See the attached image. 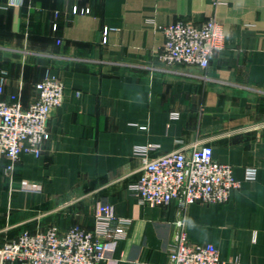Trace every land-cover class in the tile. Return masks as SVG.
Here are the masks:
<instances>
[{"label": "crops", "instance_id": "0c3cea01", "mask_svg": "<svg viewBox=\"0 0 264 264\" xmlns=\"http://www.w3.org/2000/svg\"><path fill=\"white\" fill-rule=\"evenodd\" d=\"M211 15L224 44L206 70L158 59L159 26ZM2 71L0 99L28 105L45 75L65 91L41 154H20L12 182L1 159L0 244L49 225L90 230L108 202L129 224L97 264H165L179 219L191 242L214 244L221 264H264V0H0ZM180 144H208L232 166L239 185L227 201L183 213L174 202L138 203V151L154 157ZM21 179L39 188L20 190Z\"/></svg>", "mask_w": 264, "mask_h": 264}, {"label": "built area", "instance_id": "2783aa9c", "mask_svg": "<svg viewBox=\"0 0 264 264\" xmlns=\"http://www.w3.org/2000/svg\"><path fill=\"white\" fill-rule=\"evenodd\" d=\"M88 9L72 8V12ZM164 41L158 59L165 64L195 65L206 70L211 56L224 44L221 24L211 15L199 24L184 20L159 26ZM106 31L104 30L103 40ZM5 71L0 74V92ZM35 96L24 106L19 99H0V162L6 158L4 174L12 182L14 164L20 154L39 156L47 137V121L64 100L65 84L61 78L45 75L34 84ZM139 177L131 184L139 204L168 206L175 203L180 212L196 203H223L239 182L232 166L213 157L208 144H194L148 156L141 149ZM253 178L254 171H247ZM35 183L21 179L20 190H36ZM93 228L79 225L60 229L49 225L35 232L23 231L0 244V264H97L112 257L117 239L129 224L128 218L117 217L108 202H100L93 213ZM177 230L167 247L165 264H221L219 253L209 242H191L184 220L176 221Z\"/></svg>", "mask_w": 264, "mask_h": 264}]
</instances>
